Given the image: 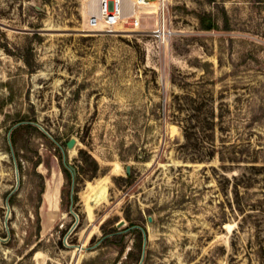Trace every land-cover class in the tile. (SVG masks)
<instances>
[{
	"label": "rangeland",
	"instance_id": "rangeland-1",
	"mask_svg": "<svg viewBox=\"0 0 264 264\" xmlns=\"http://www.w3.org/2000/svg\"><path fill=\"white\" fill-rule=\"evenodd\" d=\"M152 1L0 0V264H264V0Z\"/></svg>",
	"mask_w": 264,
	"mask_h": 264
},
{
	"label": "built area",
	"instance_id": "built-area-1",
	"mask_svg": "<svg viewBox=\"0 0 264 264\" xmlns=\"http://www.w3.org/2000/svg\"><path fill=\"white\" fill-rule=\"evenodd\" d=\"M164 1L158 0L157 2L164 6ZM153 5L152 0H96V5L88 14L86 28L93 32L111 34L127 30H143L144 14H151L149 8ZM162 13L163 15L156 20V27L153 29V32L161 39L166 38L170 33L166 29L164 9Z\"/></svg>",
	"mask_w": 264,
	"mask_h": 264
},
{
	"label": "water",
	"instance_id": "water-1",
	"mask_svg": "<svg viewBox=\"0 0 264 264\" xmlns=\"http://www.w3.org/2000/svg\"><path fill=\"white\" fill-rule=\"evenodd\" d=\"M75 144H76V139L75 138H71L67 142V148L68 149L69 148L71 149V148H73L75 146ZM60 147L63 150V161H64L65 165L70 169V171H71V173L73 175V186H74L75 176L77 174L76 168L69 162L68 157H67V155L65 153V150H64L63 146L60 145ZM15 163H16V168H17V180H19V178H18V166H17V162H15ZM130 169H131L130 165H127V167H126L127 173H130ZM71 199H72V201H71V205H70V210H71V212H73L75 214L76 219H78V214H76L73 211V202H74V200H73L74 199V196H73V188H72V193H71ZM9 212H10V208L8 210V213ZM149 220H151V217L149 218ZM122 224H123V221H121L119 223V225H122ZM143 237H144V239H143V253H142V258L144 257L145 249H146V245H147V240H148L147 232L144 229H143Z\"/></svg>",
	"mask_w": 264,
	"mask_h": 264
},
{
	"label": "bare ground",
	"instance_id": "bare-ground-1",
	"mask_svg": "<svg viewBox=\"0 0 264 264\" xmlns=\"http://www.w3.org/2000/svg\"><path fill=\"white\" fill-rule=\"evenodd\" d=\"M154 5H156V2L154 1ZM153 11H151L150 13H152ZM105 193H106V188H105V186L104 185H100L97 189H96V191H95V193L93 194V196H92V199H93V201H99V200H101L102 198H104V196H105ZM95 203V202H94Z\"/></svg>",
	"mask_w": 264,
	"mask_h": 264
},
{
	"label": "trees",
	"instance_id": "trees-1",
	"mask_svg": "<svg viewBox=\"0 0 264 264\" xmlns=\"http://www.w3.org/2000/svg\"><path fill=\"white\" fill-rule=\"evenodd\" d=\"M137 230H138V231L140 232V234H141L142 231H141L140 229H137Z\"/></svg>",
	"mask_w": 264,
	"mask_h": 264
}]
</instances>
